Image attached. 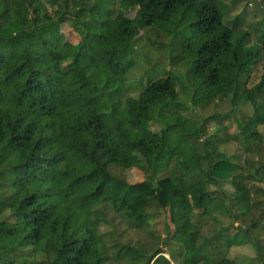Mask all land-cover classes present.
I'll list each match as a JSON object with an SVG mask.
<instances>
[{
	"label": "trees",
	"instance_id": "1",
	"mask_svg": "<svg viewBox=\"0 0 264 264\" xmlns=\"http://www.w3.org/2000/svg\"><path fill=\"white\" fill-rule=\"evenodd\" d=\"M61 26L76 36L66 57ZM155 26L170 31L168 67L150 64L134 98V41ZM240 104L251 114L236 132L206 135ZM262 128L264 17L229 18L220 0H0V264L136 261L117 240L107 255L99 223L111 213L140 230L149 206L168 221L146 264H238L229 252L247 246L264 264ZM229 143L242 159L218 150ZM224 184L233 232L214 215L230 213Z\"/></svg>",
	"mask_w": 264,
	"mask_h": 264
},
{
	"label": "rangeland",
	"instance_id": "2",
	"mask_svg": "<svg viewBox=\"0 0 264 264\" xmlns=\"http://www.w3.org/2000/svg\"><path fill=\"white\" fill-rule=\"evenodd\" d=\"M258 0H220L221 6L226 8V13L229 18L234 17L235 15H241L247 24L254 26L255 23L264 17V6L258 5ZM122 14L130 16L133 12L132 9L121 8ZM156 28H147L143 29L140 34V38L134 41V52L131 54L130 59L132 63L135 64L133 72L127 74L126 87L127 95L136 97L144 81L154 73V71H149V68L153 64L155 69L162 67L166 69L168 67V51L167 43L170 36V31L163 30L161 27ZM171 29V27L169 28ZM59 48L63 55L68 56V48L76 41V36L72 33L68 27L61 26L59 28ZM259 65L253 70L252 82L255 81L256 77L259 75ZM251 114V109L247 104L237 105L233 109L231 117L224 120L220 127H216L215 124L210 123L206 128V135L213 131L219 130L220 134L225 132H236L233 121L236 119L239 120L243 116ZM152 130H158V127L151 126ZM263 134V143H264V128L261 129ZM204 137V136H203ZM202 137V139H203ZM219 151L224 152L227 156L233 155L238 156L240 159L243 158L241 151L236 145L233 144H223ZM253 158L256 157L254 156ZM110 173L117 179H120L125 182H138L145 179V174L138 169H129V170H118L112 169ZM165 172L161 171L158 177L164 176ZM259 188L264 190V180L262 183L258 184ZM210 191L216 192L215 195H219L214 187H208ZM223 191L226 194V199L228 201L224 204L227 208L229 207V212L224 214H219L214 212L215 218L219 224L227 226L230 228V232L234 231V227L238 223H233L231 221V215L236 212L235 207H230L229 199L232 198V189L229 185L222 186ZM260 198L263 197V194L260 193ZM145 215L148 216L147 224L144 225L140 230L131 229L128 227L125 222L120 219L115 214L109 213L108 222L105 218L99 223V232L105 239V245L107 248V255L111 254L110 244L111 240H114L120 244H129V248L138 255L136 261L130 262L128 258H122V261H118V264H146L147 257L155 249L164 250L163 242L167 240L165 238L164 224L168 221L167 211L158 210L154 206H149L144 209ZM214 222L210 223L212 225ZM217 225V222L214 223ZM239 225V224H238ZM169 228L171 225L168 224ZM112 232L114 235H112ZM204 233V231H203ZM264 244V235L261 237ZM11 245L8 240H0V253L6 250ZM135 255V256H136ZM229 258H233L234 261L238 264H256L254 261V253L250 247H243L239 249H232L229 252Z\"/></svg>",
	"mask_w": 264,
	"mask_h": 264
}]
</instances>
